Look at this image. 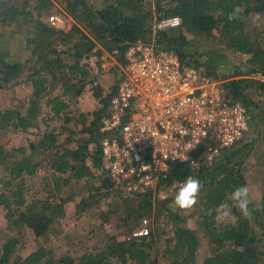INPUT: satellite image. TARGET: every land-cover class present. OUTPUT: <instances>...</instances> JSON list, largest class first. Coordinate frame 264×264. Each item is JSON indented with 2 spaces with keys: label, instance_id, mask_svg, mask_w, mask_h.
I'll return each instance as SVG.
<instances>
[{
  "label": "trees",
  "instance_id": "16d2710c",
  "mask_svg": "<svg viewBox=\"0 0 264 264\" xmlns=\"http://www.w3.org/2000/svg\"><path fill=\"white\" fill-rule=\"evenodd\" d=\"M237 6L241 11L230 21ZM46 14H65L75 24L69 30L52 26L43 20ZM171 16L181 18L179 27L154 28V18ZM138 40L221 81L225 98L247 109L254 132L212 161L201 157L207 143L201 144L192 152L201 157L199 166L171 161L155 188L130 194L115 186L104 162L101 120L110 113L127 52ZM104 53L115 56L114 84L106 93L94 87L100 104L84 113L76 99L96 84L101 66L90 59ZM230 53L247 56L248 74L233 67ZM24 75L32 85L29 97L18 107L0 108V207L10 230L0 240V264H264V0H0V89ZM8 130L27 134L26 142H5ZM43 168L48 172L32 183ZM189 176L202 188L197 205L182 212L173 200ZM241 186L261 189L259 203L250 200V219L234 205L227 223L209 214ZM36 189L46 196L38 197ZM110 196L120 202L102 216L122 209L123 240L113 236L77 257L57 255L39 242L29 255L17 254L23 228L42 238L67 216L68 202L75 200L79 209L100 206ZM143 219L153 222L148 235L129 237ZM204 247L208 254L198 262Z\"/></svg>",
  "mask_w": 264,
  "mask_h": 264
},
{
  "label": "built area",
  "instance_id": "2783aa9c",
  "mask_svg": "<svg viewBox=\"0 0 264 264\" xmlns=\"http://www.w3.org/2000/svg\"><path fill=\"white\" fill-rule=\"evenodd\" d=\"M48 19L52 26H65L61 15ZM180 25L181 18L171 16L159 19L154 28ZM127 60L110 113L101 120L104 162L116 187L130 194L155 188L159 177L168 175L171 161L199 166L201 157L212 161L222 148L253 134L247 109L225 98L221 81L182 65L175 53L138 40ZM204 143V156L192 157ZM148 225L143 219L129 237L148 235Z\"/></svg>",
  "mask_w": 264,
  "mask_h": 264
},
{
  "label": "rangeland",
  "instance_id": "374dc122",
  "mask_svg": "<svg viewBox=\"0 0 264 264\" xmlns=\"http://www.w3.org/2000/svg\"><path fill=\"white\" fill-rule=\"evenodd\" d=\"M62 11L64 10L61 8ZM57 12V11H54ZM52 12V13H54ZM51 13V14H52ZM65 15V14H64ZM62 15V16H64ZM48 14L43 17L45 22L49 23ZM158 18L153 19V23L157 22ZM65 29L69 30L75 24V21L69 16L65 20ZM229 61L232 63L234 68H237V71L243 72V74H248L251 70L249 65L246 64L247 56L245 54H231ZM232 60V61H231ZM92 65L96 66L99 64L101 69L98 70L97 77L95 79L96 84H89L76 99L78 101V107L83 110L84 113L94 111L100 104L99 100L93 95L95 88L97 86L102 87V91L106 93L110 87L113 85L115 78V65L116 60L113 54L104 53L100 58L93 56L90 59ZM123 73V72H122ZM252 76L262 79L261 74L249 73ZM24 79V80H23ZM95 87V88H94ZM32 92V85L27 78V75L22 77V80L16 85L8 86L6 88L0 89V108H9V107H18L21 102L27 99ZM78 95L74 96L77 97ZM72 97V98H74ZM73 100H70L72 103ZM74 105V104H73ZM253 127V126H252ZM254 128V127H253ZM253 134H249L247 139ZM28 135L20 131L8 130L6 132L4 140L7 141L10 145H21L26 142ZM75 137H79L76 135ZM48 172L46 168H43L38 173L39 175L32 183L37 184L40 182L41 176ZM1 187V183H0ZM249 189V199L257 205L261 198V189L259 187H250ZM170 191L174 190V187L169 189ZM38 197H45L46 192L44 189H36ZM167 197L168 192H161ZM174 195V194H173ZM79 201L80 198L78 197ZM102 204L100 206H91L89 203L88 207L76 208L75 200H72L67 203V216L63 219H60L51 227L49 232L42 238H35L32 232L26 228H23V236L21 243L18 247L17 254L21 257H25L30 254L38 245V242L47 245L54 249V253L57 255L70 254L73 257L80 256L84 252L96 251L99 245H104L111 237L115 236L119 240H123L127 234H125L126 226L123 225L120 217L125 215L122 212V209H119L120 212H114L115 214L110 215L109 219H105L102 215L105 214V211L112 206L119 204L120 198L116 196H110L106 201L101 200ZM107 202V204H106ZM108 205V206H107ZM4 211L0 207V240L4 239L8 227L3 218ZM150 224H152V219H149ZM188 225H193V220L188 221ZM137 228V227H136ZM134 228V230L136 229ZM87 231H92L93 238L85 236ZM16 234V232H14ZM8 235V234H7ZM208 250L206 247L199 254V261L207 256Z\"/></svg>",
  "mask_w": 264,
  "mask_h": 264
},
{
  "label": "clouds",
  "instance_id": "9594fccd",
  "mask_svg": "<svg viewBox=\"0 0 264 264\" xmlns=\"http://www.w3.org/2000/svg\"><path fill=\"white\" fill-rule=\"evenodd\" d=\"M241 11V6H237L233 12L229 13L228 19L230 21L237 18ZM137 159H140L137 156ZM202 188L199 179L189 176L180 186L177 194L174 197L173 204L175 208L182 212L191 211L198 203L199 194ZM229 201L232 203L230 204ZM251 201L249 199V189L241 186L236 188L228 197L227 200L221 202L214 210H210L209 214L215 212V218L218 221L227 223L231 218V207L234 205L239 208L243 217L250 219L252 216V209L250 208Z\"/></svg>",
  "mask_w": 264,
  "mask_h": 264
}]
</instances>
